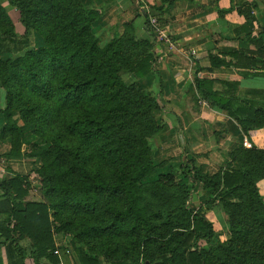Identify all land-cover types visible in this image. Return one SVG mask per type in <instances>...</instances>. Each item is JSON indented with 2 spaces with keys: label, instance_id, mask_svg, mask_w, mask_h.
I'll list each match as a JSON object with an SVG mask.
<instances>
[{
  "label": "trees",
  "instance_id": "1",
  "mask_svg": "<svg viewBox=\"0 0 264 264\" xmlns=\"http://www.w3.org/2000/svg\"><path fill=\"white\" fill-rule=\"evenodd\" d=\"M174 1L161 0L159 6H150L147 16L168 24L164 6ZM131 2L132 17L140 15L138 1ZM7 3L18 12L24 34L21 39L13 34L14 23L12 26L0 4V53L16 54L0 59V92L4 100L0 139H8L11 144L10 151L0 158L40 156L42 165L36 171L43 178L42 188L48 198V202H23L31 187L27 176L16 175L8 187L4 184L0 239L4 238L11 264H24L23 255L16 249V234L27 235L40 255L56 263L52 234L70 232V219H66L70 209L83 213V224L76 236L119 234L124 228L137 238L130 248L134 255L155 253L179 258L183 254L185 264H264V199L257 187L264 178V149L241 146L230 153L231 161L214 174L204 173L191 158H184L167 173L158 172L159 164L153 161L155 151L148 142L162 128L153 112L163 109L161 79L153 66V41L135 36L132 19L123 24L121 34L107 39L96 35L91 24L98 10L82 0ZM235 8L245 19L236 32L243 35L246 45L229 55L236 61L245 59L241 66L254 74L264 69V39L261 32L253 35V10L258 7L252 0L230 10ZM30 31H35L42 41L37 47L28 46ZM225 56L222 51L208 53L204 67L211 71L229 66ZM201 69L198 64L194 78L201 98L225 110L244 130L264 126V89L245 92L243 101L252 113L243 116L235 106L238 83L204 80L198 75ZM122 72L137 78L154 74L156 79L150 89H145L126 83ZM13 77L25 89L30 88V96L44 107L40 116L28 121H42L41 128L50 139V146L36 154L25 155L19 150L21 126L12 118ZM216 82L223 88L215 89ZM34 107L38 108V104ZM198 189L207 193L203 199L208 207L217 205L227 215V242H215L211 220L190 205ZM200 241L206 246H200ZM72 250L74 264H99L98 256L90 253L94 249L86 252L78 245ZM129 259L134 260L133 256L116 255L110 264H131Z\"/></svg>",
  "mask_w": 264,
  "mask_h": 264
},
{
  "label": "crops",
  "instance_id": "2",
  "mask_svg": "<svg viewBox=\"0 0 264 264\" xmlns=\"http://www.w3.org/2000/svg\"><path fill=\"white\" fill-rule=\"evenodd\" d=\"M96 10L98 17L91 24L93 33L108 31L111 26L119 22V32L123 24L132 19L135 36L140 39L153 41L154 70L161 79L163 109L153 112L161 130L150 137L148 142L155 151L154 164L160 173H167L180 165L184 158H191L194 164L204 173L214 174L224 168L230 161V153L243 142L264 149V126L248 130L242 129L225 110H222L205 99L201 98L194 86L196 67L199 64V77L217 81L238 83L236 94L238 101L235 104L243 116H249L252 111L244 103L245 92L248 89H264V69L254 74L253 70L242 67L241 59L236 61L229 53L245 47L243 35L236 32L245 19L237 9L230 8L243 1L252 0H175L165 4L164 15L169 18L166 27L168 41H159L157 35L150 29L148 23V8L159 6L161 0H137L139 15L132 17L129 12L131 0H87ZM258 10H253L255 16L253 35L261 32L264 39V6L255 0ZM85 3V2H84ZM124 17V19L121 18ZM30 33V32H29ZM247 49H253L248 46ZM222 51L229 66L215 67L209 71L205 66L208 53L218 54ZM126 73L129 83H136L142 88L150 89L156 77L148 74L137 78ZM129 74V75H127ZM155 75V76H156ZM217 90L222 85L214 83ZM0 129L4 124L1 109L4 107L3 95L0 92ZM11 149L8 139H0V156L6 155ZM234 165V164H233ZM235 167V166H234ZM33 161L26 157L17 159H0V201L5 197L4 184L8 187L9 181L16 175L27 176L31 179ZM30 182V180H29ZM3 184V185H2ZM259 193L264 199V178L257 182ZM200 196V189L194 192ZM192 196V197H193ZM31 199V190L23 199ZM223 220L225 215L222 214ZM4 216L0 213V223ZM16 249L23 255L24 264H73L71 257L65 252L67 238L63 234L53 232L52 237L58 254L53 253L56 263L45 255H40L33 246V241L27 235L16 234ZM0 239V264H11L8 248ZM99 264H105L98 257Z\"/></svg>",
  "mask_w": 264,
  "mask_h": 264
},
{
  "label": "rangeland",
  "instance_id": "3",
  "mask_svg": "<svg viewBox=\"0 0 264 264\" xmlns=\"http://www.w3.org/2000/svg\"><path fill=\"white\" fill-rule=\"evenodd\" d=\"M84 4H89L87 0H82ZM259 3H261L264 6V0H259ZM0 4L3 7L5 13L7 14V17L9 21L14 23L13 26V34L16 35L18 39L23 38L24 34V28L19 22V15L18 12L7 3V0H0ZM136 17V16H135ZM140 17V15H139ZM140 20H143V18ZM123 31V29H122ZM119 32L118 28L116 29V26L113 25L108 29V31L103 30L100 32L95 33L96 35H101L102 37L111 38L117 34L122 33ZM104 34H103V33ZM8 42L6 41V44ZM42 41L39 38L38 34L35 31H30L28 33V46L30 47H37L38 44H41ZM9 46L11 43H8ZM16 47V45H14ZM154 51V49H153ZM21 54V53H20ZM18 55V54H17ZM16 56L15 53H0V59H7ZM129 75V74H127ZM123 80L126 83H129L130 79H128V76H126V73H123ZM10 88L12 93L14 94L13 99V111H12V118L17 121V124L21 126V138L20 141L21 146L19 150L22 154L28 155V154H36L40 152L41 150H44L45 148L49 147V135L47 132L42 130L41 123L39 122H28L29 120L36 119L40 114L44 111L43 105L37 103L36 98L33 96H30L32 91L30 88L24 87L22 82H18L16 77L12 78V81H10ZM0 100V104H1ZM35 104H38V108L33 106ZM34 109V110H33ZM33 110V111H32ZM32 144H37V148H32ZM154 149V148H153ZM99 153V150L97 151ZM96 156V154H95ZM98 157V156H96ZM100 158V157H99ZM1 159V158H0ZM102 159V158H100ZM33 161V170L31 173V179L30 184L31 187L29 190H31V199H37L39 201L48 202V198L45 196V192H43V178L38 174L36 171L39 169L42 165V158L40 156H34L32 159ZM94 162V159L91 160ZM99 160H96L95 166L98 164ZM160 166V165H158ZM234 166V165H233ZM232 166V167H233ZM108 171L109 169L106 168ZM200 196L197 197V195H194L192 199H190V205L195 206L196 208H199L201 212H203L212 222L213 229H214V241L215 242H227L229 239V232H228V226H227V215L217 206L213 205L212 207H208L206 202L203 198L206 199L207 193H202L200 190ZM195 194V193H194ZM204 196V197H203ZM76 207V206H75ZM67 210H63V213L67 215ZM222 214L225 215V220H223ZM83 213L82 212H76L75 210H69L68 218L69 220V226L68 229L70 232H67L63 235L67 238V245L65 248L68 247L70 249V257H71V263H75V256L73 254V246L81 245L82 249L86 252H90L89 248H92L94 250H91V255L98 256L105 264H110V259L113 256L119 255L122 256H133L134 260L131 261V264H185L183 260V254L178 258H170L169 255L163 254L158 255L153 253L151 256L150 253H147L145 255L144 253H139L138 248L135 249L134 255L130 248L133 247L132 241L137 242V238L134 236H131L127 234L126 229L122 228L121 232L119 234L116 233H104L101 235H83L76 236L77 230L80 229V227L83 224ZM92 222V221H91ZM72 230V231H71ZM62 234V233H59ZM200 246L205 247L206 243L204 241H200ZM163 258V260H162ZM164 259L166 262H164ZM161 260V261H160Z\"/></svg>",
  "mask_w": 264,
  "mask_h": 264
},
{
  "label": "built area",
  "instance_id": "4",
  "mask_svg": "<svg viewBox=\"0 0 264 264\" xmlns=\"http://www.w3.org/2000/svg\"><path fill=\"white\" fill-rule=\"evenodd\" d=\"M148 25L150 26L151 30L157 35L158 37V40L159 41H168V34H167V31H166V27L161 24L156 17L154 16H149L148 17ZM243 146L245 148H251L252 145L248 142H243ZM65 252L67 254H71L70 253V249H68V247L66 248ZM54 254H58V250L55 249L54 250Z\"/></svg>",
  "mask_w": 264,
  "mask_h": 264
}]
</instances>
